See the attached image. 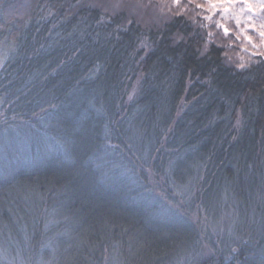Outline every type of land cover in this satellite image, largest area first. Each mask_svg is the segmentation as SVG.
<instances>
[{
	"label": "trees",
	"instance_id": "trees-1",
	"mask_svg": "<svg viewBox=\"0 0 264 264\" xmlns=\"http://www.w3.org/2000/svg\"><path fill=\"white\" fill-rule=\"evenodd\" d=\"M0 53V264H264V0H0Z\"/></svg>",
	"mask_w": 264,
	"mask_h": 264
},
{
	"label": "rangeland",
	"instance_id": "rangeland-1",
	"mask_svg": "<svg viewBox=\"0 0 264 264\" xmlns=\"http://www.w3.org/2000/svg\"><path fill=\"white\" fill-rule=\"evenodd\" d=\"M258 3L260 4L261 2H258ZM246 7L252 9V13L257 11V10H259V7H257V10H255L254 8L249 7V5H246ZM3 59H4V54L0 53V65H1V62H2ZM53 264H55V263H53ZM56 264H61V263H56Z\"/></svg>",
	"mask_w": 264,
	"mask_h": 264
}]
</instances>
